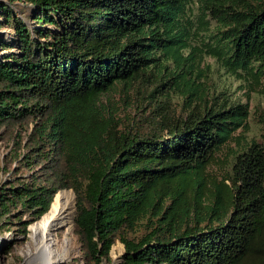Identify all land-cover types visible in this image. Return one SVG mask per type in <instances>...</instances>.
<instances>
[{"label": "trees", "instance_id": "obj_1", "mask_svg": "<svg viewBox=\"0 0 264 264\" xmlns=\"http://www.w3.org/2000/svg\"><path fill=\"white\" fill-rule=\"evenodd\" d=\"M14 1L30 7L33 25L0 3L18 42L0 56V136L19 129L15 160L30 176L0 183V231L27 236L57 194L73 190L86 264L111 263L117 242L119 264H264V146L236 136L247 104L159 114L157 131L125 128L99 104L140 78L186 82L195 61L183 55L198 32L207 56L260 84L264 0ZM225 150L219 179L209 167Z\"/></svg>", "mask_w": 264, "mask_h": 264}, {"label": "rangeland", "instance_id": "obj_2", "mask_svg": "<svg viewBox=\"0 0 264 264\" xmlns=\"http://www.w3.org/2000/svg\"><path fill=\"white\" fill-rule=\"evenodd\" d=\"M0 3L7 5L17 19L23 20L32 27V21L28 17L30 7L14 0H0ZM200 13L199 4L193 3L191 14L194 21L199 20ZM214 26L213 23L212 28ZM199 34L200 32L193 37L192 47L183 55L184 59L195 61L186 82H182L180 78L167 80V77H163L158 86L154 78H140L127 84H117L100 98V106L125 128L131 125L133 130L137 127L157 131L159 130L157 119L159 114L166 113L169 120H172L184 115L187 107L193 104L203 105L213 101L247 104L249 109L247 127L239 130L236 136L241 135L240 138L244 141H255L264 146V79L260 84L252 85L245 79L229 74L214 58L205 54L206 47L202 46V42L206 39L204 35L199 36ZM17 43L13 22L8 23L4 13H0V56L17 53ZM193 48H195V53L192 52ZM184 63L187 64L188 61ZM17 134H19V129L3 131V135L0 136V183L9 181L13 172H18L21 176L23 174L24 178L30 176L23 165L15 160V155L23 153V150L16 145L17 140L20 139L15 137ZM25 136L23 133V144L26 142ZM228 166L229 157L225 150L209 167V172L221 179L227 174ZM4 169L8 171L5 172ZM39 170L40 167L33 173H39ZM69 191L73 192V190ZM25 219L28 218L25 217ZM36 222L28 226L27 236L17 233L14 229L6 232L0 231V237L4 239L5 245L4 252H0V264H25L28 252L34 251L31 226ZM63 238L64 228H59L56 238L57 248L63 254V261L58 264H86L79 238L74 230L68 237L67 244L63 242ZM7 244L12 245L8 254L5 253ZM123 253L124 246L117 242L111 250V263L104 264H119Z\"/></svg>", "mask_w": 264, "mask_h": 264}, {"label": "bare ground", "instance_id": "obj_3", "mask_svg": "<svg viewBox=\"0 0 264 264\" xmlns=\"http://www.w3.org/2000/svg\"><path fill=\"white\" fill-rule=\"evenodd\" d=\"M74 219L75 196L73 192L65 190L58 193L50 210L31 226L34 251L28 252L25 264H58L62 262L63 254L57 248V231L59 228H64L63 242L67 244L68 237L73 232Z\"/></svg>", "mask_w": 264, "mask_h": 264}, {"label": "water", "instance_id": "obj_4", "mask_svg": "<svg viewBox=\"0 0 264 264\" xmlns=\"http://www.w3.org/2000/svg\"><path fill=\"white\" fill-rule=\"evenodd\" d=\"M1 238V237H0ZM4 243H3V240L0 239V252L3 253L4 252Z\"/></svg>", "mask_w": 264, "mask_h": 264}]
</instances>
